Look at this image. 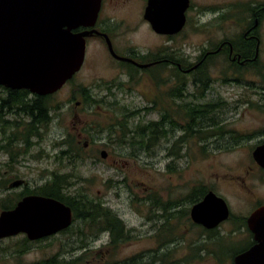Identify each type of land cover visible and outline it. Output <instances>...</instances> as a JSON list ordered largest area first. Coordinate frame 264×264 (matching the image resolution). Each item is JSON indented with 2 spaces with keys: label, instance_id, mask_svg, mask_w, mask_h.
<instances>
[{
  "label": "rangeland",
  "instance_id": "rangeland-1",
  "mask_svg": "<svg viewBox=\"0 0 264 264\" xmlns=\"http://www.w3.org/2000/svg\"><path fill=\"white\" fill-rule=\"evenodd\" d=\"M125 10L133 9L111 5L105 15L113 21L133 18ZM206 16L203 11L196 12L197 20L204 21ZM199 29L185 38L168 39L156 37L141 26L135 29L130 45L142 52L156 51L157 47L166 54L192 52V46L202 37ZM130 72L131 82L129 70L112 61L105 43L92 39L80 71L56 93L45 95L44 105L49 106L46 108L51 114L46 129L35 124V119L19 121L11 113L14 108H6L7 94L0 87V201L8 197L12 200L28 190L41 191L63 172L74 174L70 178L76 188L68 196L80 197L76 205L88 201L99 206L95 209L99 217L75 219L79 220L77 226L66 233L36 243L22 237L4 238L0 241V264H38L55 255L74 264H118L133 257L143 264H233L234 251L250 240L244 231H231V223H225L216 233L202 232L186 214L178 215L172 207L176 201L187 199V187L192 185L216 190L224 185L234 192L224 183L230 181L224 175L244 167L254 140L242 142L230 152L212 149L208 156L198 139L193 143L194 150L172 152L175 135L164 141V149L157 146V141L144 148L150 132L143 98L151 92L141 72ZM238 88L229 85L222 95L228 101V116L235 120L234 127L240 135L264 129V106L244 102L259 97L241 91L243 97L238 99ZM83 92L93 97L89 101L92 103L83 100ZM100 99L106 113L95 107ZM29 124L30 132L25 130ZM104 151L109 153L107 159L103 158ZM112 158L115 163H111ZM21 179L27 181L26 187L8 188V182ZM256 194L264 197V187ZM247 202L246 196L236 197L235 213L243 215ZM80 211L89 214L86 209ZM104 216L116 218L122 231V237L109 246L102 245L111 242L112 235ZM165 238L170 242L162 245Z\"/></svg>",
  "mask_w": 264,
  "mask_h": 264
},
{
  "label": "flooded vegetation",
  "instance_id": "flooded-vegetation-1",
  "mask_svg": "<svg viewBox=\"0 0 264 264\" xmlns=\"http://www.w3.org/2000/svg\"><path fill=\"white\" fill-rule=\"evenodd\" d=\"M186 1L188 4L185 10L184 26L172 35L157 33L145 18L150 0H100V8L94 24L91 26L81 25L73 31H91L92 34L86 37L87 45L92 39L104 42L112 61L129 70L130 82L132 81L130 71L141 72L145 77L144 85L148 86L146 89L151 93H146L143 98L146 102L143 108V113H146L145 121H149L146 128L150 132L148 143L145 144L144 148H149L152 142L157 141V146L164 149V141L168 140L170 135H175L172 152L184 153L186 148L194 150L193 143L198 139L204 153L208 156L213 152L212 149L230 152L241 146L242 142L254 140L249 147L251 157L247 163H244V167L235 174L226 173L224 175V179L230 180H225L224 183L232 187L234 192L238 194L229 191L224 185L217 190L212 186L197 189L196 186L192 185L187 187L188 193L185 195L187 199L176 201L172 207V211L175 210L178 215L186 214L192 225L207 234L221 231L225 223H231L232 227L229 229L235 234L246 232L250 236V240L244 245H239L245 249L233 255L234 264L236 255L245 252L254 245V232L250 227L249 218L257 209L264 206V197L256 194L257 190L264 187V166L259 164L254 156L255 151L264 146V129L253 131L247 135H240L241 131L234 127L235 120L228 116L230 107L222 95L229 85H235V87H240L238 88L240 91L238 99L243 97L241 91H245V94H253L259 97L257 101L247 100L244 101L245 103L256 102L264 106V0ZM176 3L177 1H173L172 4L176 6ZM111 5L114 8L128 7L133 9L125 10L130 12L129 14L133 18L127 17V19L118 21L108 20L105 14ZM197 11H203L207 14L204 21L197 20ZM141 26L156 37L162 36L168 37V39L185 38L188 34H194L200 27L198 33H201L202 37L192 46V52L179 50L166 54L159 47L156 51L142 52L130 45L134 41L132 36L136 33L135 29H139ZM122 38H126V42ZM110 44L115 54L110 51ZM0 87L7 94L6 98L9 101L12 96L10 88ZM16 91L19 92L17 94L19 97L15 99L16 106H13L14 110L11 113L18 116L19 121L22 119L32 122L36 112L34 107L39 100L40 104L37 107L38 124L41 125V128L46 129V124L51 119L49 117L51 114L46 108L47 105H44L48 96L31 93L27 89H16ZM102 100L95 101V107L106 113L103 108L104 100ZM154 116L155 118L152 119ZM31 127L32 124L26 125L25 130L30 132ZM256 134L258 136L254 137ZM61 153L64 155V151ZM108 154L106 152V156L103 158L107 159ZM115 162L112 158L111 163ZM60 174L61 181H54L49 187L55 184L56 189L64 197V202H62L69 206L72 211L71 225L58 232L66 233L77 226L76 223L79 222L80 218L77 217L76 212L82 214L80 211L82 202L76 205L80 197L68 196L76 188L70 178L74 174H64L63 172ZM65 177L69 178V181H64ZM19 181L21 184L18 186H12L14 183L12 181L8 182V188L26 187V180L21 179ZM49 187L46 183L41 188L49 189ZM209 192L221 197L229 209L228 217L215 225L211 224L212 226L196 222L192 217L193 207L200 203ZM30 194L36 193H27L24 196ZM24 196L15 201L14 207ZM235 196H246L248 201L252 202H247L243 215L235 213ZM228 197L231 199L229 200ZM70 198L74 202H71ZM87 208L92 209L89 213L96 215L95 209L99 206L87 201ZM9 209L1 208L0 213ZM109 218L104 216L105 225H108L109 231L112 233L109 239L111 242L102 244L104 246H109L114 242V234L121 237L120 233L122 232L119 229L120 223L111 222ZM75 219L79 220L75 221ZM91 223L94 224L93 221ZM12 237H22L27 242L36 243L51 236L31 240L27 234L20 233L6 238ZM2 240L4 238L0 239V241ZM215 240L219 239L215 238Z\"/></svg>",
  "mask_w": 264,
  "mask_h": 264
},
{
  "label": "water",
  "instance_id": "water-1",
  "mask_svg": "<svg viewBox=\"0 0 264 264\" xmlns=\"http://www.w3.org/2000/svg\"><path fill=\"white\" fill-rule=\"evenodd\" d=\"M187 4L186 0H150L145 18L157 33L172 35L184 26ZM99 8L100 0H0V86L42 96L61 89L83 66L86 37L92 34L73 30L93 25ZM254 156L264 166V146ZM20 184L17 180L12 186ZM228 215L226 202L213 192L192 209L194 220L208 226ZM71 223L72 211L62 201L30 194L0 213V239L25 233L37 240ZM249 224L255 243L236 255L234 264H264V206L250 216Z\"/></svg>",
  "mask_w": 264,
  "mask_h": 264
},
{
  "label": "trees",
  "instance_id": "trees-1",
  "mask_svg": "<svg viewBox=\"0 0 264 264\" xmlns=\"http://www.w3.org/2000/svg\"><path fill=\"white\" fill-rule=\"evenodd\" d=\"M10 91L12 92V96L10 97V100L9 101L7 100V102H9V104L6 106V108L13 107V104L15 103V99H17L19 97V95H17V94H19V92L16 91V89H10ZM28 92H29V90H28ZM82 95H83V100L84 101H86L87 103H92V102H89V101H92V98H93V97L90 96V94H88L86 92H83ZM39 104H40V102L38 100V102L35 105L36 107H34L35 110H36L35 116H34V118H35V120H34L35 121V124H38L39 123V117L37 115V107H38ZM127 131L128 130L124 131L125 132V135L124 136H126ZM8 147H10V145H8L5 149H8ZM60 179H61L60 177H55V181H59ZM45 189L42 188L41 191H38V190H35V191H31V190L25 191V193H20L16 198H14L15 200L14 199L11 200L8 197L7 201H0V207L3 208V209H9V208L14 207V205L16 203L15 201L19 197L24 196L27 193H36V194H40V195L51 196V197L57 198V199H59V200H61V201L64 202V197L62 196V194H60V191L56 189L55 184L53 186L49 187V189L48 188H45ZM81 208L82 209H86V212L87 213H89L92 210V209L87 208V201L86 202L85 201L82 202V207ZM106 212H109V211H106ZM76 214H77V217L82 218V219L88 218V220H91L94 217H96V215H94L92 213H89V214H81V213H77L76 212ZM105 214H109V213H105ZM109 219H110L111 222H117V219L116 218H113L112 220H111V218H109ZM113 237H114L115 241L119 238L115 234L113 235ZM121 237H122V234H121ZM164 240H166V241H164ZM169 242H170L169 239L165 238V239L162 240L161 244L164 245V244H167ZM243 249H245V248L239 247V248L236 249L235 253L240 252ZM73 262L74 261L67 262L64 259L63 260L62 259L59 260L58 259V256L55 255V256L51 257L50 259L44 260L43 263H38V264H74ZM118 264H143V263L141 262V260L139 258L133 257L129 261H125L124 263H118Z\"/></svg>",
  "mask_w": 264,
  "mask_h": 264
}]
</instances>
